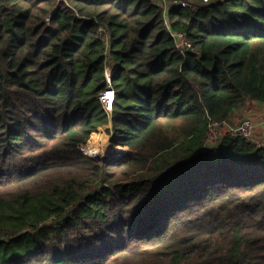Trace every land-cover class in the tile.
Here are the masks:
<instances>
[{"label": "trees", "instance_id": "trees-1", "mask_svg": "<svg viewBox=\"0 0 264 264\" xmlns=\"http://www.w3.org/2000/svg\"><path fill=\"white\" fill-rule=\"evenodd\" d=\"M248 102L264 0H0V264H264V149L205 147Z\"/></svg>", "mask_w": 264, "mask_h": 264}, {"label": "built area", "instance_id": "built-area-1", "mask_svg": "<svg viewBox=\"0 0 264 264\" xmlns=\"http://www.w3.org/2000/svg\"><path fill=\"white\" fill-rule=\"evenodd\" d=\"M156 1L161 7H166V5L169 6H176V7H182L187 8L190 7L194 9V7H191L189 3H187L185 0H153ZM202 3L207 4L210 2L218 1V0H200ZM97 34L100 39V41L104 44V47L106 49L105 55L107 54V49L109 47V33L108 30L104 26H98ZM170 35L172 39L174 40L176 48L181 53H186L188 51L192 50V43L190 40L185 36L183 33L178 32H170ZM105 79H106V87L104 91H102L98 97L103 109L106 111V113L111 116L112 114V107L114 103V91L111 87L110 83V76L109 71L107 70V67L105 66ZM225 127L227 128V131L232 135H238L240 137H243L250 141L252 144H255L259 148L264 149V145H260L257 142L253 140V133H254V123L251 119H245L243 120L239 126L236 128H229L228 122H211L208 125L209 132L205 141V147L211 148L213 146H216L220 140V134L219 131H221V128ZM109 150V154L116 153L114 156L111 157H117L122 154V152L119 149H111L110 146L107 144L106 147ZM85 153V152H84Z\"/></svg>", "mask_w": 264, "mask_h": 264}, {"label": "rangeland", "instance_id": "rangeland-1", "mask_svg": "<svg viewBox=\"0 0 264 264\" xmlns=\"http://www.w3.org/2000/svg\"><path fill=\"white\" fill-rule=\"evenodd\" d=\"M187 3H189V5L191 7H194L195 3L198 1V0H185ZM171 6L169 5H166V7H164L165 10H168ZM108 70V69H107ZM109 71V70H108ZM256 106H258L259 108H261V110L264 109V104L262 103H258V102H248L247 106L245 107V109H243L242 112H239V113H235L234 116L231 117V119L228 121V126L229 128H236L237 126H239V124L245 120V116H246V112H248L249 110L251 109H256ZM253 122V120H252ZM254 123V122H253ZM254 133H253V140L255 142H257L258 144L260 145H264V134L263 132H261L262 134L260 135L258 132H257V128H256V125L254 123ZM227 132V128L225 127H222L221 128V131H219V134L222 135L223 133H226ZM101 142H98V144L92 146V143L88 146L90 147L91 149H85L84 150V154L86 156H88L89 158L95 160L96 162L98 163H103L105 160H108V158H110L111 156H114L116 153H112V154H109V150L106 148L107 147V144H103L102 145L100 144ZM116 156V155H115ZM118 157V156H117ZM48 226V227H58L59 225V221L55 220V219H50L48 222H46L45 224H41V226ZM50 234H52V231L50 232Z\"/></svg>", "mask_w": 264, "mask_h": 264}, {"label": "crops", "instance_id": "crops-1", "mask_svg": "<svg viewBox=\"0 0 264 264\" xmlns=\"http://www.w3.org/2000/svg\"><path fill=\"white\" fill-rule=\"evenodd\" d=\"M245 119H251L256 125L257 132L261 135L263 132L264 134V109L261 110L258 106H256V109H251L248 112H246Z\"/></svg>", "mask_w": 264, "mask_h": 264}]
</instances>
